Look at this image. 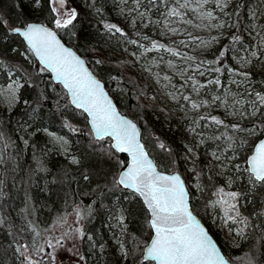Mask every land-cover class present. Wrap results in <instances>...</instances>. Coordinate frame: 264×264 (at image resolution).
I'll return each mask as SVG.
<instances>
[{
  "label": "trees",
  "instance_id": "trees-1",
  "mask_svg": "<svg viewBox=\"0 0 264 264\" xmlns=\"http://www.w3.org/2000/svg\"><path fill=\"white\" fill-rule=\"evenodd\" d=\"M67 2L79 14L74 26H69L68 29L55 28L53 21L56 14L51 12L50 0H40L39 4L32 3V0H0V17L10 20L16 27L29 22L51 27L62 42L80 55L91 71L102 80L118 110L137 124L141 140L158 170L178 172L188 185L190 174H186L184 154L191 144L187 140V126L179 122L178 117L170 115L166 108L154 107L144 99L143 95L155 94V91L148 84V88H144L146 83L140 82L138 75L130 70V65L133 64L130 58L126 55L117 59L107 58L101 48L102 44L116 46L118 50L126 47L140 59L157 61L156 57L160 52H145L144 48L151 47L152 40L169 43L151 34V28H156L152 19L160 17L159 13L165 5L156 4L149 10L148 0H141L139 7L148 14L131 27L130 17L123 12L135 8V5L137 7L136 0ZM122 2L126 4L123 8ZM21 4L22 7L18 6ZM212 6L215 8L214 4ZM249 7H257V0H250ZM225 11L232 13V8ZM239 11L245 12L243 6ZM161 19L164 20V17ZM240 19L246 26L247 19L243 15ZM104 24H115L123 34L115 30L108 31ZM228 31V27L221 31L224 33L222 44H214L204 53L192 54L196 63L214 59L216 49L229 43ZM145 36L148 39H144ZM141 45L144 48H140ZM235 47L238 48L239 45ZM97 60L101 63L97 64ZM226 62L232 63L231 59ZM41 68L17 34L0 33V87L8 83L9 72L12 73L11 76L18 77L22 85L11 108L7 110L0 104V131L4 132L8 144L6 148L0 144L5 158L4 164L0 165V179L5 181L3 191L6 193L0 199V218L4 219V223L0 224V264H25L23 257L15 251L19 244L29 246L26 254L33 260H38L40 264H51V258L48 259L50 261H44L49 256L46 248L43 252L37 251L45 239L43 234L65 221L77 206L83 217L81 230L84 236L81 237L80 249L85 257L84 264H153L142 261L144 241L150 235V230L146 228V213L142 211V202L138 196L133 197L132 192L111 183L120 171L119 159L126 157L114 150L111 160L107 155H99L101 152H108L110 140L97 141L93 138L85 114L70 105L64 89L54 84L50 74L46 70L40 71ZM202 68L206 70L207 65ZM216 75L218 74L207 72L205 76L196 79L207 83V80ZM224 78V74L220 76L222 83ZM260 79L261 77H257L256 91L264 90L259 83ZM173 81L187 93L179 79L174 77ZM207 88L212 92L221 89L214 85ZM191 98L197 102L203 99L201 96ZM25 101L28 103L25 104ZM182 102L189 108L188 102L183 99ZM201 115L210 116L206 109L194 111L192 116L199 120ZM216 116L221 119L220 115ZM224 121L226 124L232 123ZM201 123L199 121L200 126ZM200 126H197L198 131ZM71 128L77 131H71ZM225 131L231 134L230 130L218 127V131L208 135L214 137ZM49 133L67 141V154H61L51 143ZM24 140L28 143L24 144ZM159 143H164L170 152L160 149ZM218 143L219 141L204 138V143L196 149L197 158L187 164L200 173L198 180L202 190L196 200L192 201L190 198L191 210L206 226L232 264H247L249 257L257 264H264V228L260 227L264 224V216L253 214L254 211H264V188H251L241 181L234 183L231 189L233 191L237 184L236 191L242 193V202L239 201L237 207L243 216L249 218L250 224L254 225L245 230V237L237 245L232 246L226 242L219 229L208 221L206 204L214 199L212 193L221 186V182L207 178V160L204 155L208 148L217 146ZM236 153L242 157L245 151L238 149ZM73 158L78 163H72ZM240 163L242 168L246 167L241 158ZM104 173L108 175L105 176ZM85 174L89 175L87 181L83 179ZM188 188L190 189L189 185ZM190 191L192 192L191 189ZM125 196L130 199H124ZM121 210H130V214L129 211L124 212L128 235L134 233L140 244L127 257L120 252L115 237L121 235V242H125L126 247L136 246L127 243L128 236L122 235V230L114 219ZM241 226L229 223L231 228L239 229ZM88 236L92 239L89 240Z\"/></svg>",
  "mask_w": 264,
  "mask_h": 264
},
{
  "label": "snow or ice",
  "instance_id": "snow-or-ice-1",
  "mask_svg": "<svg viewBox=\"0 0 264 264\" xmlns=\"http://www.w3.org/2000/svg\"><path fill=\"white\" fill-rule=\"evenodd\" d=\"M141 0H136L137 8H139ZM171 2L172 6H169ZM32 3L39 4L40 0H32ZM250 0H148L149 10L153 5L164 4V11L159 14L164 17L163 26L168 33L173 35L180 31L176 27H171V23H183L193 25V20L186 18L188 12L195 13L196 19L200 23L194 26L201 30H220L228 26L229 31L227 36L229 43L216 49V55L212 60H201L196 63L194 56L187 53H181L177 48L166 46L159 41L152 40L151 47L144 48L145 52L161 51L169 53L174 57H183L186 61H191L196 64L193 71L198 75L204 76L205 71H201V67L207 65L206 71L216 75L213 79L207 80V83H201L193 75H187L185 84L191 83V89L197 95L201 89L207 88L209 85H214L218 88H223L220 76L225 72L231 74L232 77H240L239 80L233 78L230 80L232 84H251L257 77H261L259 83L264 89V0H257V7H249ZM67 0H50L51 12L56 14L53 23L56 29H68L69 26H74V21L78 18V12L75 8L66 9ZM214 4L215 8L219 9L225 16L231 19L232 15L236 16V20L227 25V22L217 20L212 10H208L206 6ZM22 7L21 5H18ZM243 6L245 12L241 13L239 9ZM231 7L232 13L226 12L225 9ZM159 11V10H158ZM141 17H145L146 13L139 12ZM244 16L248 24L243 25L240 17ZM170 18H175L171 20ZM160 23V21H155ZM104 28L108 31L115 30L117 33H122V30L115 24H104ZM0 33H13L23 38L28 49L37 57L43 67L40 71H49L54 73L55 79L61 83L66 90V95L69 97V103L74 105L82 113L87 114V119L91 125V132L94 134L97 141H103L106 137L110 143L108 152H101V157L107 155L108 159L113 158L115 153H126L127 159H119L118 176L111 181L115 187L122 186L124 189L131 190L133 197L138 196L143 202L145 211L146 228L150 230V235L144 241V247L141 255L145 260L154 261L155 264H232V261L226 257L218 244L209 235V232L199 223L196 216L190 209V197L194 195L188 188L187 182L178 172H164L157 168V165L149 158V153L146 147L139 139L137 125L131 120H128L120 115L116 106L109 96L104 91V84L97 79L86 67L85 62L77 56L70 48L66 47L57 38L56 33L44 25L27 23L16 27L10 20L0 17ZM189 41L180 40L179 44L187 47L188 43H196L198 48L208 49L213 44H222L223 32L219 35H212L209 39H204L198 36H193L187 33ZM144 39H148L147 36ZM136 43V41H131ZM239 47H235V45ZM247 55H242L241 53ZM231 59L232 63L226 61ZM97 64L101 61L97 60ZM215 65V66H214ZM170 66L171 62H170ZM191 67V65H189ZM188 68L178 72V75L184 76ZM169 80L168 76L164 77ZM22 85L18 80H13L8 84L7 89L0 90V96H5L9 104H13L17 100V93ZM173 100L182 98L188 102L191 110L199 112L201 108L210 106L208 100H193L190 95H182L177 97L170 94ZM244 93H232L230 90L225 91V98L220 95L211 97V104L223 106L225 109L232 108L230 115H238L241 120L226 124L224 120L215 115H201L199 120H193L197 126L199 121H206L204 127L211 124L217 127H223L226 130L220 135L209 137L215 141H225L226 146L219 154L217 151L211 153L212 159L218 162V166L227 167L223 163L224 152L231 151L234 155L226 157L229 163H233L237 156L235 153L238 149H244L245 154L240 157L246 167H241L240 163H234V167L241 175L246 174L247 182L251 188H264V90L256 91L253 89L247 93V96H254V99L246 100L243 98ZM228 97H232V104L229 105ZM25 104L28 101L24 102ZM183 107V105H182ZM67 126V125H66ZM71 131H77L71 128ZM195 132V128L189 129ZM47 132V129H45ZM235 134H242L237 136ZM49 135H52L49 133ZM64 144L66 140L59 138ZM28 141L24 140V144ZM203 144L204 140L201 139ZM0 144L3 148L8 147L7 140L3 131H0ZM247 145V148H245ZM103 147V145H101ZM158 147L162 150L169 151L164 143H159ZM220 145H217L219 149ZM192 148H187V152L191 153ZM5 158L3 150L0 148V165L4 164ZM103 162V161H101ZM72 163H78L73 158ZM193 174V179L198 181L200 173L195 169H190ZM107 176V173H104ZM241 178L240 176L237 179ZM85 181L89 180V175H83ZM231 178L229 187L231 186ZM5 181L0 179V199H3L6 193L3 191ZM193 187L196 190H201V186L196 182ZM212 195L214 200L210 201L211 206L219 207L223 212V222L225 224L242 225L238 229L237 234L242 238L245 237V230L254 227L250 224L249 218L242 215L237 207L242 193L236 191H226L224 187L217 188ZM124 199L129 200L128 196ZM131 202V201H130ZM125 211L114 217L117 224L122 230V235L128 236L127 243L136 247H126L125 242L119 243V250L125 256L132 255L137 248L140 247L138 237L133 233L129 234V229L125 223ZM77 220L82 219L79 207L75 209ZM257 216H264V211L253 213ZM4 223V219L0 218V224ZM264 228V224L260 225ZM232 228H229V232ZM75 233L80 237L84 233L80 228L75 229ZM39 236V233H36ZM65 236L68 233L64 234ZM64 237L55 240L47 241L49 248L57 246L63 247L62 240ZM91 240L92 237L88 236ZM35 247V245H33ZM23 249V251H21ZM29 246L19 244L15 251L23 257L25 264H40L38 260H33L30 255L26 254ZM38 252H43L44 248L41 245ZM70 251V250H69ZM51 255V253H48ZM85 257L79 256L76 264L83 261ZM247 264H257L253 258L249 257Z\"/></svg>",
  "mask_w": 264,
  "mask_h": 264
},
{
  "label": "rangeland",
  "instance_id": "rangeland-1",
  "mask_svg": "<svg viewBox=\"0 0 264 264\" xmlns=\"http://www.w3.org/2000/svg\"><path fill=\"white\" fill-rule=\"evenodd\" d=\"M121 4H122V8L123 6H126L124 2H122ZM169 6H172V5L170 4ZM206 7L208 10H212L214 16L217 17V20L213 21L214 23H217L220 20H224L227 22V25H231L235 21L234 15L232 16L231 19H229V17L225 16L219 9H215L212 6V4ZM71 8L72 7L67 2L66 9L70 10ZM164 9L165 7L162 8V11H164ZM141 11L145 12L146 15L148 14L145 9L140 8V7L137 8L136 5H135V8H131L129 11L123 12V14H126L127 17H130L129 26L133 27V25L137 21H140L142 18H144L139 15V12ZM220 14H222V16H220ZM161 17L162 15H160V17H156L152 19V24L155 25L156 28L154 27L151 28V34L158 36L160 39L164 41H169V43L165 44L166 46L178 48L181 51V53H184L185 51V53L191 56L192 54H195V53L197 54L204 53L208 51L211 47L205 50L202 48H198L196 43H190V42L188 43L187 47L180 45L179 44L180 40H184L185 42L189 41V37L187 33H191L193 36H198L204 39H209L212 35H219L220 32L222 31V29L220 30L197 29L194 25L197 23H200V21L196 19L195 13L188 12L186 15V18L192 19L193 25H186L183 23H171L170 25L171 27H176L180 30L178 34L173 35L171 33H168L167 30L164 28L163 19H161ZM170 19L175 20V18H170ZM155 21H160V23H155ZM227 27L228 26H226L225 28ZM172 40L173 42H171ZM101 48L107 54V58L117 59V58L123 57L124 55L130 58L131 61L133 62V64L130 65V70L134 74L138 75V80L140 82H142L143 84L144 82L146 83L144 88H148V85H151V88L153 89V91H155V94L149 93V94L143 95L144 99L154 107L159 106V107L166 108L168 112L170 113V115H172L173 117H178L179 122L187 126L186 128L187 140L192 146V147L190 146V148L193 149L191 153L186 151V153L184 154L185 155L184 160L187 164H189L190 162H193L197 158L196 149L201 146L200 140L201 139L204 140V138L208 139L209 138L208 133H214L215 131H218V127L214 124H211L208 127H204L206 122L202 121L200 130L199 131L197 130V125L193 123V120H195L194 117L192 116L194 114V110H191L190 108L186 107V104L182 102V98H179L177 100H173L171 98L170 94H174L177 97H182V95L185 94L182 91V88L176 86V84L174 83L173 81L174 77L180 80L183 90L187 91L185 95L189 94L193 98L201 96L203 99H199L198 102L200 100H208L210 102L209 107L201 108V109H206L210 115H215V116L220 115L222 120H227V121L229 120L230 122H235L237 120H240L241 123L245 122L241 120V118L238 115L233 116L229 114V112L233 110L231 107L228 109H225L223 106H217L216 104H211V97L213 95H220L221 98L223 99L225 98V91L230 90L232 93H236V94L244 93L245 96L243 98L246 100V103H247V100L253 99V97L247 96V93L255 89V85L258 84L257 78L251 84H244V85L232 84L230 83L231 79L235 78L239 80L240 77H232L231 74L225 72L224 73L225 78L222 83L224 87L221 88L220 91L216 90L212 92L209 88H204V89H201L200 93L197 95L195 92L192 91L190 82L185 84V79L187 75H193L195 76V78H200L203 76H200L198 75L197 72L193 71V69H195L196 67V64H192L193 62L184 60L182 56L174 57V56H171L169 53L161 50L159 51L160 54L156 57L157 61H153L149 58L140 59L136 55L135 52L128 50L126 47L120 48V50H118L116 46L102 44ZM140 48L142 47L140 46ZM242 55H247V54L242 52ZM170 62H171V65H174V67L170 66ZM189 65H191V67H189ZM185 68H188V71L185 73V75L183 77L178 75V72L182 71ZM200 70L205 71V74L207 73V71L204 70L202 67ZM11 74H12L11 72L7 73V77L9 78V81L5 86L0 87V90L7 89L8 84L12 83L13 80L19 81L18 77H13L11 76ZM165 76H168L170 79L165 80L164 79ZM227 99H228L229 105H231L233 98L228 97ZM14 103L9 104L5 96H0L1 106L5 107L7 110L11 108L14 105ZM191 128H195L196 131L191 132L189 130ZM49 138H50L51 143L55 145V147L58 149V151L61 154L65 155L69 152L67 144H64L62 140L59 139V137H55L54 135H49ZM218 144L220 145L219 149L217 148L216 145H213L212 148L207 149L204 155L205 159L207 160V164H206L207 178L221 182L220 187H224L226 191H232L231 189L234 186V183L238 184L241 181L243 185H249L247 182L246 174L241 175V173H238L234 167V163H240V155L238 153H235V155L237 156L236 160L233 163H229L226 157L234 155V153H232L231 151L224 152L225 158H222V159H223V163L226 164L227 167L218 166V162L212 159L211 153L213 151H217V153L219 154V152L223 151L224 147L226 146V142L223 140L219 141ZM187 148H189V145L187 146ZM187 164L184 166L187 168L186 174L187 175L190 174V177L188 178L189 180L188 185L190 189L192 190V192L194 193V195L191 196L190 198L192 199V201H194L199 197L202 190H196V188L193 187V185L196 182L199 183V180L196 181L192 178L193 174L189 173L190 172L189 170L193 169V167ZM238 176H240L241 178L237 179ZM230 178L232 182H231V186L229 187ZM237 184L235 185V188L233 191L237 190ZM213 198L215 199L214 196ZM214 199H211L210 201ZM241 200L242 199L240 198L239 201L242 202ZM210 201L207 202L206 204L208 221L213 226L219 229V231L221 232L222 238L226 242H228L232 246L237 245L238 242L242 239V237L237 234L238 227L232 228V231L229 232V228H230L229 224H225L223 222V212L221 211L219 207L211 206ZM81 226H82L81 219L77 220L76 214L75 212H73L61 224L55 225L50 230H47L46 232H44L43 236L45 237V239L42 245H43V248H46V251H47L46 253H51V255L46 256L44 261H50L48 259L51 258L52 260L51 264L76 263V261H78L79 259V256L82 255L81 249H80V245L82 242H81V237L75 233V229L76 228L81 229ZM65 233H68V235L65 236L64 235ZM61 237H64V239L62 240L63 247H59V246L55 248L48 247L47 241L49 239H51L53 244H55V240ZM115 241L119 244L122 241V236L117 235L115 237ZM45 263H48V262H45ZM79 264H84V260L79 261Z\"/></svg>",
  "mask_w": 264,
  "mask_h": 264
},
{
  "label": "water",
  "instance_id": "water-1",
  "mask_svg": "<svg viewBox=\"0 0 264 264\" xmlns=\"http://www.w3.org/2000/svg\"><path fill=\"white\" fill-rule=\"evenodd\" d=\"M29 23H34V24H41V23H38V22H29ZM41 25H43V24H41ZM45 27H48V28H50V29H52L51 27H49V26H46V25H44ZM53 30V29H52ZM54 31V30H53ZM55 32V31H54ZM56 33V32H55ZM57 35V34H56ZM21 38V40L23 41V38L22 37H20ZM57 38L61 41V43H63L62 42V40L59 38V36L57 35ZM24 42V41H23ZM24 44H25V46L27 47V49H28V46H27V44L24 42ZM64 44V43H63ZM65 45V44H64ZM66 47H68V48H70L77 56H79L84 62H85V67L92 73V71L90 70V68L88 67V65H87V63H86V61L80 56V55H78L71 47H69V46H67V45H65ZM29 50V49H28ZM30 51V50H29ZM31 52V51H30ZM31 54H32V56H33V58L35 59V61L41 66V67H43V65L40 63V61L37 59V57L31 52ZM49 74H50V78H51V80H52V82L54 83V84H58V85H60L63 89H64V87H63V85L61 84V83H59L56 79H55V75H54V73H51V72H49V71H47ZM93 74V73H92ZM97 79H99L95 74H93ZM100 80V79H99ZM102 82V81H101ZM103 83V82H102ZM104 84V83H103ZM64 91L66 92V90L64 89ZM104 91L106 92V94L109 96V98L113 101V103H114V105L116 106V104H115V102H114V100H113V98L110 96V94L108 93V91L106 90V88H105V86H104ZM68 97V96H67ZM68 100H69V97H68ZM71 105V104H70ZM74 109H76L75 108V106L74 105H71ZM116 108H117V106H116ZM77 110H79V109H77ZM117 111L120 113V111L118 110V108H117ZM85 115H86V117H87V114L86 113H84ZM120 115L122 116V117H124V118H126V119H128V120H131L130 118H128L126 115H124V114H122V113H120ZM132 121V120H131ZM133 123H135L134 121H132ZM87 123H88V126H89V128H90V131H91V125L89 124V122H88V119H87ZM136 124V123H135ZM137 125V124H136ZM137 129H138V127H137ZM138 132H139V129H138ZM92 133V132H91ZM92 136H93V138L95 139V136H94V134H92ZM261 138H264V137H261ZM105 139H107V137L105 138ZM109 139V138H108ZM139 139H140V141H141V143H143L142 142V140H141V135H140V132H139ZM96 140V139H95ZM117 154H120V155H124L125 157H126V159H127V154L126 153H117ZM149 158L151 159V157L149 156ZM152 160V159H151ZM120 171H121V169H120ZM166 173H168V172H166ZM119 174V173H118ZM121 188H123L122 186H120ZM124 189V188H123ZM125 190H127V189H125ZM128 191H130L131 192V190H128ZM140 199V201L142 202V200H141V198H139ZM142 204H143V202H142ZM190 209H191V207H190ZM192 211V210H191ZM193 215L194 216H196L194 213H193ZM196 218H197V220L199 221V223L207 230V228H206V226L202 223V221L196 216ZM208 231V230H207ZM209 235H210V233H209ZM211 236V235H210ZM212 237V236H211ZM212 239L215 241V239L212 237ZM216 242V241H215ZM217 243V242H216ZM219 246V245H218ZM143 251V250H142ZM223 253V252H222ZM142 261H144V262H146V261H150V260H145L144 258H143V256H142ZM150 262H152L153 264H155V262L154 261H150ZM69 264H76V263H69Z\"/></svg>",
  "mask_w": 264,
  "mask_h": 264
}]
</instances>
